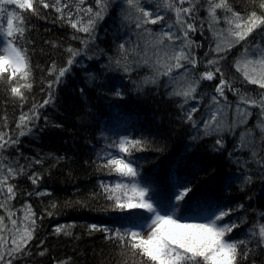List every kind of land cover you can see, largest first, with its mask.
Returning <instances> with one entry per match:
<instances>
[{"label": "trees", "instance_id": "16d2710c", "mask_svg": "<svg viewBox=\"0 0 264 264\" xmlns=\"http://www.w3.org/2000/svg\"><path fill=\"white\" fill-rule=\"evenodd\" d=\"M65 2L69 3L75 18L76 0ZM147 2L154 4L155 0ZM228 2L241 13L252 7L250 0ZM83 6L95 9V0H85ZM124 7L122 0H112L104 19L96 25L94 42L76 57V63L58 84L55 83L56 76L49 75V68L53 64L57 69L64 67L70 55L66 49L84 48L81 39L85 34L66 22L67 13L63 20L58 18L60 14L54 9L41 8L39 17L25 14L29 31L20 43L28 50L33 84L31 91L25 93L26 102L22 104L11 96L6 80L0 82V131L13 138L19 137L17 145L0 150V160L16 167L26 166L25 174L11 181L17 192L10 202L11 210L16 214L14 218L26 224L25 205L29 204L36 219V231L27 254L16 264H55L68 257L71 258L70 264H123L125 259L131 264V258L121 254L118 242L106 239L104 232H93L88 227L97 224L114 231L144 223V219L150 216L143 209L114 208V201L108 200L100 187L101 183L131 185V178L110 173L108 169L99 170L98 167L106 162L99 159L106 150L113 155H121L116 149H106L105 146L122 135L143 138L147 143L145 150L134 152L129 159L139 173L136 182L150 189L154 202L159 201L172 211L177 203L175 195L183 187L192 188L180 206L174 208L177 217L194 220L204 211L212 213L221 207L236 208L243 204V208H238L224 222L240 223L243 220L241 228L230 235L234 239H245L248 229L264 215V172L251 162L250 153L233 151L240 133L255 128L261 118L260 109L247 106L251 112L247 125L225 133V147L217 151L215 134L204 136L199 128L181 118L182 110L178 107L181 100L169 96L172 88L163 86L167 82L166 77H160L163 83L156 85L142 83L153 70L142 62L138 65L141 57L131 51L138 45L143 48V40L134 22L123 19ZM206 8L205 2L197 11L195 23L198 30L191 34L199 45L194 48L201 61L199 72L205 71L207 60L217 55L210 52L215 48L217 38L209 29ZM218 15L220 22L214 25L217 33L227 27L223 22L225 11L218 10ZM150 27L156 32L160 30L158 26ZM258 40L259 34L252 37L249 44ZM121 43H126L130 49L129 72L124 71V61L119 66L115 63ZM246 46L242 42L227 53H221L225 58L220 66L241 94L258 98L264 94V89L247 83L233 66ZM205 53L209 55L205 56ZM49 81L54 82L52 89L48 88ZM217 83L218 78L203 81L197 99L185 106L186 109L198 107L194 114L197 122L206 118ZM49 91L53 92L54 101L39 109L40 118L32 132L20 136L16 125L21 113H27L34 104L42 103ZM116 91L122 95L116 96ZM225 95L229 105L225 120L231 123L240 98L227 90ZM60 157L63 159H58ZM35 160L42 162L36 164ZM245 161L249 163L245 164ZM33 173L41 177L37 184L28 178ZM244 175H251L252 182L245 184ZM38 191L48 194L38 196L35 194ZM128 194L132 195L130 189ZM53 204L56 205L54 209ZM48 212L53 215H47ZM0 215H5L3 209H0ZM57 225H71L66 229L71 235L55 234ZM41 241H44L42 246ZM44 249L47 252L40 256Z\"/></svg>", "mask_w": 264, "mask_h": 264}, {"label": "snow or ice", "instance_id": "6c2138e0", "mask_svg": "<svg viewBox=\"0 0 264 264\" xmlns=\"http://www.w3.org/2000/svg\"><path fill=\"white\" fill-rule=\"evenodd\" d=\"M112 0H95V9L91 6L84 7L85 0H76L75 18L70 10V5L65 0H0V82L8 85V91L15 99L23 104L26 102V92L31 91L33 84L32 68L27 54V48L21 45L25 39L27 26L26 13L39 17L40 9H54L59 13V19H65L73 29L85 34L81 39L82 49L68 47L66 51L70 54L67 64L57 69L53 64L48 72L55 75V83H59L71 66L76 63V57L86 51L94 42L95 29L99 21L104 19ZM207 3L206 11L209 18V29L217 38L215 48L210 52L217 55L208 59L205 71L199 72L201 63L194 52L199 45L191 38L195 33L198 19L197 11L203 3ZM125 6L122 9L123 19L134 22L135 28L142 34L143 48L139 45L131 51L141 57L138 61L152 68V75L145 77L143 84L156 85L163 83L160 77H166L165 88L171 87L170 97L179 98L181 103L178 107L182 110V119L191 123L194 128H199L204 136L215 134L216 150L225 147L224 134L233 132L240 125H247L251 112L247 106L260 109V119L255 128H248L241 132L239 141L233 151H246L250 153L251 162L264 172V94L253 98L248 94H241L232 81L225 75L221 61L224 55L236 45L242 42L247 45L241 57L234 62V68L241 73L244 80L249 84L258 85L264 89V0H250L251 10L244 13L234 10L228 0H155V3L147 0H122ZM187 5V6H185ZM218 10L225 11L224 23L227 25L220 32H215L214 25L220 22ZM230 14V15H227ZM174 17V18H173ZM6 21V24H5ZM150 26H158L159 32ZM260 35V40L249 44V40L255 35ZM77 37H73L76 39ZM119 58L115 63L119 66L124 61V71H131L127 64L130 49L126 43H121ZM151 52V55H149ZM209 53H205L208 56ZM219 79L215 86V94L211 96L209 112L206 118L197 122L194 114L198 107L186 109L189 101L196 100L199 88L203 81H214ZM53 81L48 82V88L52 89ZM231 91L239 96V102L235 109V118L231 123L225 120V108L229 107L225 91ZM121 96L120 91L114 93ZM54 94L49 91L47 98L40 104H34L29 112H22L17 122L19 135L24 136L32 132L35 122L40 118L39 109L54 101ZM241 105H244L242 107ZM5 121L7 117L4 118ZM47 122V118H45ZM5 127L7 124L5 123ZM59 127V125H57ZM198 137H193L197 139ZM19 143V137L13 138L9 133L0 131V150L13 147ZM147 146L143 138H133L131 135H122L118 140L107 144L106 149H116L121 155H113L111 151H105L99 159L106 161L101 163L99 170L108 169L121 177L131 178V185L117 183L109 186L101 183L100 187L107 194V199L114 201V208L143 209L150 214L144 219L143 225L134 224L132 227L117 228L114 231L108 227L97 224L89 225L90 231H101L106 234L105 238L118 242L121 254L131 258V264H264V215H261L248 229L245 239H234L232 235L235 229L241 228L244 221L240 223H225V218L244 205L233 207H221L205 218L204 222H195L188 218L177 217L174 208L180 206L191 187H183L175 195L176 205L172 211L159 201L154 202L148 187H141L135 178L139 175L133 161L129 158L134 152L145 150ZM232 153H229L231 156ZM58 159H63L60 157ZM41 160L34 163L40 164ZM248 164L249 161H245ZM31 165H27L30 167ZM26 166L16 167L11 163L0 160V209L5 215H0V264H16V262L27 254V248L34 238L36 231L35 213L31 205L26 204L24 221L15 217L11 210L10 202L17 196L16 186L11 181L25 174ZM33 184L41 179L40 175L33 173L28 177ZM252 182L251 175H244V183ZM129 189L132 195L129 196ZM36 195H47L45 192H36ZM31 195V193H29ZM55 204L52 205L54 209ZM47 215H53L48 212ZM150 220V223L148 222ZM183 220V222H182ZM9 225L11 227H9ZM71 225H57L55 234L71 235L66 231ZM139 229V230H138ZM150 229L147 236L142 232ZM4 233H9L5 235ZM10 241V246H9ZM44 241L40 242L42 246ZM47 249L39 253L45 255ZM71 258L56 261L55 264H70ZM123 264H129L125 259Z\"/></svg>", "mask_w": 264, "mask_h": 264}, {"label": "rangeland", "instance_id": "374dc122", "mask_svg": "<svg viewBox=\"0 0 264 264\" xmlns=\"http://www.w3.org/2000/svg\"><path fill=\"white\" fill-rule=\"evenodd\" d=\"M187 6V5H186ZM218 42V41H217ZM217 44V43H216ZM216 46V45H215ZM241 57V56H240ZM242 107H244V105H241ZM228 111V107L227 108H225V113ZM208 112H209V109H208V111H207V113H206V117H207V115H208ZM211 214V212L209 213L208 211H204V213L202 214V215H200V216H195L194 217V220L195 221H198V222H204V220H205V218L206 217H208L209 215ZM149 223H150V221H148ZM139 225H143V223H139ZM139 230V229H138ZM150 229H145L143 232H142V234L144 235V236H147V232L149 231Z\"/></svg>", "mask_w": 264, "mask_h": 264}]
</instances>
